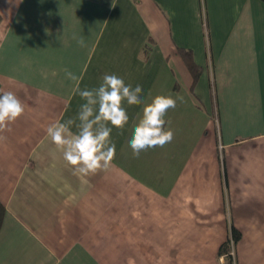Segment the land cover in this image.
Returning <instances> with one entry per match:
<instances>
[{"label": "crops", "instance_id": "obj_1", "mask_svg": "<svg viewBox=\"0 0 264 264\" xmlns=\"http://www.w3.org/2000/svg\"><path fill=\"white\" fill-rule=\"evenodd\" d=\"M105 74L143 103H124L112 167L83 186L46 128ZM0 89L26 106L0 141V264H228L230 241L234 264H264L261 0H0ZM157 95L177 100L174 138L134 158Z\"/></svg>", "mask_w": 264, "mask_h": 264}, {"label": "clouds", "instance_id": "obj_2", "mask_svg": "<svg viewBox=\"0 0 264 264\" xmlns=\"http://www.w3.org/2000/svg\"><path fill=\"white\" fill-rule=\"evenodd\" d=\"M77 42L84 46L83 38ZM65 73L68 79L79 80L67 69ZM73 92L85 101L77 117L50 124L46 133L56 150L62 153L67 165L71 166L72 175L80 180L81 185L86 186L90 176L106 172L112 167L116 146L111 140V133L116 128L122 134L129 122L123 105L125 102L128 105L143 103V89L140 85L134 88L131 84L126 85L123 78L115 74H105L98 88L81 90L77 83ZM176 105L177 100L171 96L157 95L144 106L142 118L129 141L134 158H139L142 151L164 147L173 140V131L164 126L168 110L174 109ZM25 107L14 92L0 89V141L6 139L2 133L12 130L10 125L24 114ZM73 125L76 132L72 131ZM52 155L55 156L54 153Z\"/></svg>", "mask_w": 264, "mask_h": 264}, {"label": "trees", "instance_id": "obj_3", "mask_svg": "<svg viewBox=\"0 0 264 264\" xmlns=\"http://www.w3.org/2000/svg\"><path fill=\"white\" fill-rule=\"evenodd\" d=\"M262 2H264V0H261ZM182 57H183V59H184V61H185V63L187 64V66H188V68L192 71V73H193V76H194V81H196L197 80V74H196V71H197V66H196V64L194 63V61H193V58H192V55H191V53L190 52H183L182 54ZM2 210H3V208H2V206H1V204H0V222H1V215H2ZM234 235V239H235V241H236V239H237V237H238V235L237 234H233ZM229 244H230V242H229ZM228 244V248H225L224 249V246L222 247V249H221V252L220 253H222V254H227L228 252H229V250H230V245ZM228 264H232L231 263V257L228 255Z\"/></svg>", "mask_w": 264, "mask_h": 264}, {"label": "rangeland", "instance_id": "obj_4", "mask_svg": "<svg viewBox=\"0 0 264 264\" xmlns=\"http://www.w3.org/2000/svg\"><path fill=\"white\" fill-rule=\"evenodd\" d=\"M212 120H213V123H214V125H215V129H216V131H217V126H218V119H217V112H216V108H212ZM230 256L231 257V263L232 264H234V258H233V256H231V255H233V253L231 254L230 253V251L226 254V256ZM226 263V262H225Z\"/></svg>", "mask_w": 264, "mask_h": 264}, {"label": "built area", "instance_id": "obj_5", "mask_svg": "<svg viewBox=\"0 0 264 264\" xmlns=\"http://www.w3.org/2000/svg\"><path fill=\"white\" fill-rule=\"evenodd\" d=\"M202 11H203V13H204L203 2H202ZM233 244H234L233 241H230V244H229V245H230V250H229V251H230L231 254L233 253ZM231 256H233V255H231Z\"/></svg>", "mask_w": 264, "mask_h": 264}]
</instances>
